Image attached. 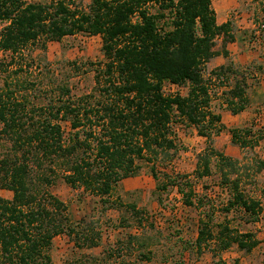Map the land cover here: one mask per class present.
I'll list each match as a JSON object with an SVG mask.
<instances>
[{
	"label": "trees",
	"instance_id": "trees-1",
	"mask_svg": "<svg viewBox=\"0 0 264 264\" xmlns=\"http://www.w3.org/2000/svg\"><path fill=\"white\" fill-rule=\"evenodd\" d=\"M211 3L91 0L84 10L75 0H49L48 4L0 0V55L15 56L39 40L58 42L83 33L100 36L106 59L101 72L106 81L104 100L95 104L63 101L55 108L27 110L12 101L8 84L0 92V135L10 145L0 156V189L11 193L10 199L0 198V264H51V243L60 235L72 238L75 234L76 244L80 240L86 247L96 246L93 236L76 232L66 205L48 192L54 166L64 167L67 184L103 198L121 180L138 174L140 160L152 164L172 159L176 150L170 129L174 115L203 137L204 123L210 128L220 122L219 116L207 110L209 94L203 66L217 56L227 57L226 48L223 52L215 50L217 39L231 43L234 37L229 20L217 23ZM218 71L220 75L233 73L229 66H220ZM166 82L187 85V94L165 96L162 85ZM245 89V78L241 77L228 91L226 107L232 115L246 109ZM54 120L69 121L72 130L82 127L87 134L79 139L77 132L65 145L61 127ZM231 143L239 147L247 144L239 139L237 129L231 132ZM216 158L220 161L221 184L230 190L224 210L238 209L248 222H256L260 204L240 189V168L221 154ZM210 163L207 153L199 156V177L209 174ZM255 166L258 174L264 170V160ZM154 167L152 164L151 174L157 180ZM163 176L170 185H178L168 174ZM186 204L190 202L186 200ZM218 227L214 234L213 228L199 222L194 241L198 253L209 239L218 243L220 251L235 244L247 253L257 246L250 232L240 234L222 224ZM128 240L140 247L144 243L135 236Z\"/></svg>",
	"mask_w": 264,
	"mask_h": 264
},
{
	"label": "rangeland",
	"instance_id": "rangeland-1",
	"mask_svg": "<svg viewBox=\"0 0 264 264\" xmlns=\"http://www.w3.org/2000/svg\"><path fill=\"white\" fill-rule=\"evenodd\" d=\"M23 1L49 3V0ZM90 3L91 0H75V5L84 10ZM211 8L218 24L231 22L230 33L234 37L231 43H224L221 37L217 39L215 50L223 52V47L226 48L227 57L217 56L203 66L209 94L207 110L219 116L220 122L210 128L204 123L203 137L174 115L170 129L176 150L170 161L152 163L158 181L151 174L152 164L140 160L138 174L121 180L103 198L81 186L67 184L64 167L54 166L48 192L66 205L69 222L76 232L93 236L97 244L86 247L80 240L76 244L75 234L72 238L57 236L49 250L51 264H264V170L258 174L254 171L256 162L264 160V0H212ZM0 61V92L8 84L12 101L20 102L27 110L55 108L63 101L85 106L104 100L102 90L106 81L101 72L106 59L100 36L79 33L58 42L39 40L15 56L1 54ZM220 66L231 67L232 75H220ZM241 77L245 78L247 105L233 118L224 114L229 113L228 91L234 80ZM187 92V85L167 82L162 85L165 96H185ZM84 97H88L86 102ZM54 122L61 127L65 145L70 144L75 133H79V139L87 134L82 127L72 130L69 121ZM218 129L220 132L216 134ZM234 129L239 139L247 142L245 147L231 143ZM9 147L0 135V156ZM206 153L211 157L210 171L199 177V156ZM216 154L240 168V189L260 204L256 222H248L238 209L224 210L230 190L228 185L221 184ZM163 173L177 180L178 185H170ZM229 177L234 178L232 174ZM0 198L10 199L11 193L0 189ZM200 221L213 228L214 234L220 224L240 234L250 232L257 246L247 253L235 244L220 251L218 243L209 239L198 253L194 241ZM130 236L141 238L143 246L130 242Z\"/></svg>",
	"mask_w": 264,
	"mask_h": 264
},
{
	"label": "crops",
	"instance_id": "crops-1",
	"mask_svg": "<svg viewBox=\"0 0 264 264\" xmlns=\"http://www.w3.org/2000/svg\"><path fill=\"white\" fill-rule=\"evenodd\" d=\"M242 112H243V111H242ZM242 112H241V113H242ZM224 114L227 115V116L229 115V117H233V118H234L235 116L239 115L240 113L237 114V115H232L230 112H229V113H228V112H225Z\"/></svg>",
	"mask_w": 264,
	"mask_h": 264
}]
</instances>
